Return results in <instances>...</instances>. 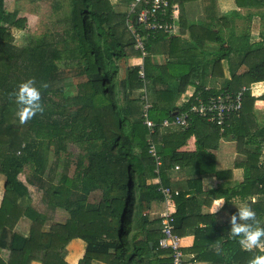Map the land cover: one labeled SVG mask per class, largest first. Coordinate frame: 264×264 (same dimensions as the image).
<instances>
[{"label":"trees","instance_id":"trees-1","mask_svg":"<svg viewBox=\"0 0 264 264\" xmlns=\"http://www.w3.org/2000/svg\"><path fill=\"white\" fill-rule=\"evenodd\" d=\"M68 1L63 21L67 24L66 34L72 43L70 52L76 62V75L84 77V80L74 86L63 87L56 85L61 75L51 60L56 55L54 51L48 52L43 44H25L13 51L7 31L13 27L22 29V19L17 18V12H7L4 0H0V176L5 178L0 205V248L10 251L9 260L4 262L0 258V264H68L64 260V249L74 239H80L86 245L79 264H91L93 260L105 264H139L150 254L159 258L158 255L164 254L163 250L157 249L160 235L156 244L149 233L144 241L138 240L148 223L145 212L153 202L163 201L158 191L159 184L169 187L172 168L179 165L194 168V177L188 183L189 190L179 192L173 201L174 233L183 235L194 226L190 223L193 218L190 209L197 205V197L204 194L203 177L231 178V171L215 169L214 152L220 139L235 141L237 151L246 157L245 163L241 164L243 180L233 187L208 190L207 193L224 199L225 205L235 198L244 201L256 213L258 226L264 227V123L256 119L255 99L249 90L250 84L264 81V49L254 50L260 44H245L237 50L243 56L242 64H246L247 70L232 79L244 81L246 91L239 115L231 117L222 129L198 118H193L185 130L159 129L161 121L172 118L174 113L171 110L160 113L152 110L149 118L156 125L152 131L143 122L139 109L141 96L131 97V92L142 90L139 67H133L127 79L118 81V62L141 56L134 49L133 37L127 30L126 13H115L111 0ZM170 1L183 3L192 0ZM249 2L264 8V0H236L238 7H246ZM180 16V29L183 31L184 23ZM259 16L264 23V12ZM163 37L167 36L157 34L148 38L146 50ZM220 60L218 58L213 65H219ZM173 62L177 65L176 59ZM173 62H167L158 70L164 74L171 73L175 70ZM151 68L149 60L145 61V92L156 82L155 77H150L149 85ZM170 76L175 78L177 75L172 72ZM29 78L40 88L43 111L24 123H20L17 117L14 122L18 106L13 93ZM119 89L123 94V105ZM224 91L239 90L228 87L209 94ZM73 92L75 94L71 96ZM57 95L64 105L77 106L73 114L62 122L53 119L55 112L44 107L46 99ZM187 106L184 104L174 110L182 111ZM191 137L195 138V151H179ZM97 143L105 149L93 152ZM150 143L155 146V156L149 153ZM68 144H86V155H79L74 160L75 171L71 177L65 162L58 182L53 183L48 177L52 176L53 166L55 170L61 166L58 159L61 153L67 152ZM156 157L160 159L159 167L156 166ZM51 158H54L52 163ZM26 170L31 174L23 182L20 175ZM156 179H159L158 183ZM27 185L39 192L47 211H66L69 216L66 222L50 224L52 218L46 212L40 213L30 205L22 207V202L30 196ZM98 190L102 192L101 199L97 203H89V196ZM235 211H230V215ZM22 216L32 223L27 236L12 231ZM220 218L219 215H205L202 220L204 226L194 229V243L186 250L189 255H194L191 262L207 257L213 264H249L254 256L264 255V245L243 249L239 238L229 231V221ZM46 223L50 224L47 230L44 229ZM214 246L217 250L211 251ZM155 260H158L157 264H171L170 258Z\"/></svg>","mask_w":264,"mask_h":264},{"label":"crops","instance_id":"crops-1","mask_svg":"<svg viewBox=\"0 0 264 264\" xmlns=\"http://www.w3.org/2000/svg\"><path fill=\"white\" fill-rule=\"evenodd\" d=\"M115 1L117 5L121 3L126 4V7H128V3L130 2V0ZM249 3L246 7H238L236 0H192L176 3L179 7V21L180 15H182L183 19V31H181L179 23V32L171 37L167 36L158 41H154L150 49L146 50L145 57L132 56L119 61L118 81L127 79V75L133 67L138 66L144 69L145 61L149 60V66L151 65L152 68L149 70L150 76L148 77V82L150 85V77H155L156 82H154L151 88L149 86L146 92L152 106L154 103L156 104L149 112L153 110L155 113L171 110L175 114L177 110L174 109H180L186 104L185 101L188 97L195 93H210L211 91H218L228 87L230 90L246 88L244 81L232 79L233 76L238 77L247 70L246 64H242L243 56L237 50L245 44H260L254 50L258 48L264 49V23L259 16L260 13L264 12V8L254 5L251 2ZM6 11L9 13L16 12V10ZM234 12L237 14L236 16L230 15V13ZM223 16H226V18H222ZM209 30L213 32L211 33ZM218 58H221L220 64L213 65ZM173 59L177 60V65L174 64ZM249 59L250 54L247 56V61ZM167 62H173V66H175L173 68L175 70L172 72L177 75L175 78L170 76L172 72L164 74L162 70H158V68H163ZM178 75L185 77H182V79ZM183 83H186V86H183ZM140 90L131 92V97L132 95L134 97L135 95L142 96L143 91L141 92ZM249 90L251 96L255 99L254 113L256 119L259 123L263 124L264 81L250 84ZM120 92L122 91L120 90ZM141 106L139 105L140 112ZM195 149V138L191 137L179 151L193 152ZM244 150L246 149L244 148ZM214 154L216 156L215 169L218 171H231V178L229 180H217L214 177H203L202 189L204 194L197 197V205L193 209H190L188 206V209L193 212V218L190 223L194 226L184 231L183 235H180V238L185 259L190 264H213L211 262L212 260H208L207 257L204 260L191 262L190 260L194 255H189L186 252L194 243V229L197 226L200 228L204 226L202 222L203 216L208 214L219 215L221 220L229 221L230 211L236 210L235 206L238 207L242 202L245 203L235 198L225 205L224 199L219 198L224 203L212 213L213 201L218 198L208 195L207 191L220 188L224 190L240 183L244 175L241 164H244L246 161L243 153L237 151V143L227 139L219 140L218 148ZM178 167V169L172 168L169 171V187L182 193L189 190L188 183L194 177V168L182 167L180 165ZM0 180H3L4 189V176L1 175ZM186 197L188 198L189 195ZM190 205L192 206V203ZM58 210L64 211L62 209ZM162 210L163 205L161 201H155L151 204L150 209L145 212L148 223L142 231V234L139 235V241H144L148 238L149 233L153 236L152 242L156 244L158 236L160 235L159 214ZM23 219L25 221L29 220L26 217H23ZM20 221L22 220L20 219ZM45 226H49V223H46ZM16 233L26 236L20 232ZM152 242L149 243L150 246H152ZM69 243V247H66V250H70V253L68 252L69 254L73 253H71L73 248L76 250V254L80 252L79 256H76V264H79V261L85 254L86 245L80 239H74ZM157 249L160 250L159 248ZM210 250L216 251L217 246L211 247ZM68 253H66V256ZM9 256L10 251L8 249L0 248V258L4 262L9 260ZM158 257L155 258L150 254L149 256H145V260L139 262V264H157L158 260L155 259L161 260L169 258L168 252L164 251V254L158 255ZM66 263L68 262L66 261ZM31 264L39 263L31 262ZM91 264L104 263L93 260Z\"/></svg>","mask_w":264,"mask_h":264},{"label":"rangeland","instance_id":"rangeland-1","mask_svg":"<svg viewBox=\"0 0 264 264\" xmlns=\"http://www.w3.org/2000/svg\"><path fill=\"white\" fill-rule=\"evenodd\" d=\"M68 3V0H6L4 3L6 10H16L17 18L22 19V29L19 30L13 27L9 28L7 31V35L11 37L13 51H16L25 44H30L32 46L43 44L45 45V48L48 52L54 51L56 55L55 57H52L51 60L61 75L56 85L63 87L74 86L84 80V77H78L76 75V62L72 60L70 52L72 43L69 36L66 34L67 24L63 21L68 11ZM111 3L113 4L115 13H124L125 15L127 8L126 4L121 3L117 5L116 1L114 2V0H112ZM178 8L179 7L177 6V9ZM48 56L50 57V55ZM74 94L75 92L71 93V96ZM143 94L144 92H142V95ZM122 97V92H119V98L121 100L120 103L123 105ZM71 105L72 104L68 106L64 105L63 100L59 95L52 96L44 101V107L55 112L53 119H57L60 122H62L65 117H70L73 114V111L77 106L74 107ZM16 117L17 116H15L13 119L14 122L17 121ZM67 147V152L61 153L58 159L61 166H58L56 170L55 166H53V171L51 172L52 176L48 177L53 181V183L58 182L59 173L62 172V166L65 165V162L67 163L68 175L71 177L75 171L74 160H77L79 155H86V144L83 146L68 144ZM104 149V146H102L100 143H97L93 149V152H100ZM50 150H53L52 146H50ZM53 161L54 158H51V163ZM84 163L86 165L88 164L87 158L84 159ZM30 174L31 171L26 170L22 175H20V180L25 182L26 178ZM27 187L29 189L30 196L29 199H25V201L22 202V207L30 205L33 209L40 213L46 212L48 216L52 218L51 223L49 222L50 224H64L66 222L69 217L66 211H59L58 209H55L53 212L47 211L46 207H44V203H42L40 200L41 197L39 192L29 185H27ZM3 194V180H0V205ZM101 195L102 192L100 190L93 192L89 196L88 202L97 203L101 199ZM20 219L22 221H20ZM20 219L16 222L12 231L20 232L27 236L32 223L30 220L25 221L23 216L20 217ZM44 229L47 230L48 226H45ZM117 237L119 238V234ZM69 244L70 243H68L66 247ZM66 247L64 249L65 261H67L69 264H76V256H79L80 252L76 254V250L73 248L71 251V253H73L69 254L70 250H66ZM66 253H68L67 256Z\"/></svg>","mask_w":264,"mask_h":264},{"label":"built area","instance_id":"built-area-1","mask_svg":"<svg viewBox=\"0 0 264 264\" xmlns=\"http://www.w3.org/2000/svg\"><path fill=\"white\" fill-rule=\"evenodd\" d=\"M177 6L170 0H130L125 24L133 37L134 49L140 52L141 57L146 55L145 42L148 38H154L157 34L171 37L179 32V8L177 9ZM138 76L142 83V90H144V94L141 96L143 122L153 131L156 125L149 118L152 105L145 92L146 80L142 67L139 68ZM245 91L246 88L237 92L224 91L219 94L195 93L185 101L188 106L182 111H177L172 118L162 120L159 129L185 130L193 118L204 120L222 129L231 117L239 115ZM155 152V146L150 143L149 153L155 156ZM159 165L160 159L156 157V166L159 167ZM155 173H157V169ZM156 181L158 183L159 179ZM158 191L163 196V210L159 214L158 247L160 250L168 252L171 264H188L183 253L181 238L174 233L175 207L173 201L179 192L161 184H159Z\"/></svg>","mask_w":264,"mask_h":264},{"label":"clouds","instance_id":"clouds-1","mask_svg":"<svg viewBox=\"0 0 264 264\" xmlns=\"http://www.w3.org/2000/svg\"><path fill=\"white\" fill-rule=\"evenodd\" d=\"M46 85H42L44 87ZM15 102L18 106L16 116L20 123L31 119L37 113L43 111L41 104V92L31 78L20 83L13 93ZM224 202L221 199L213 201L212 213ZM236 211L230 215L229 231L239 238V244L245 250L261 248L264 245V227H259L255 219L256 213L246 203H241ZM249 264H264V255L254 256Z\"/></svg>","mask_w":264,"mask_h":264}]
</instances>
